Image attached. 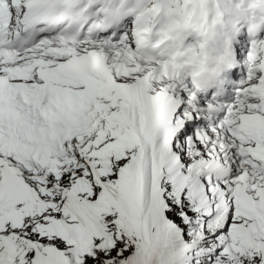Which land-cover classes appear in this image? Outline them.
Masks as SVG:
<instances>
[{
	"label": "snow or ice",
	"instance_id": "obj_1",
	"mask_svg": "<svg viewBox=\"0 0 264 264\" xmlns=\"http://www.w3.org/2000/svg\"><path fill=\"white\" fill-rule=\"evenodd\" d=\"M0 264H264V0H0Z\"/></svg>",
	"mask_w": 264,
	"mask_h": 264
}]
</instances>
